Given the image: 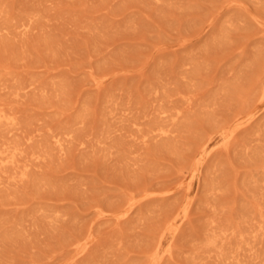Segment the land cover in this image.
I'll list each match as a JSON object with an SVG mask.
<instances>
[{
	"label": "rangeland",
	"instance_id": "rangeland-1",
	"mask_svg": "<svg viewBox=\"0 0 264 264\" xmlns=\"http://www.w3.org/2000/svg\"><path fill=\"white\" fill-rule=\"evenodd\" d=\"M0 264H264V0H0Z\"/></svg>",
	"mask_w": 264,
	"mask_h": 264
}]
</instances>
